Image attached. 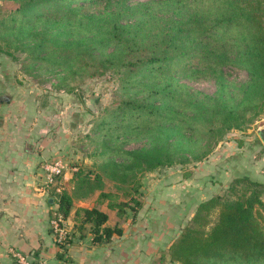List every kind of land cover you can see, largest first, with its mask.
<instances>
[{"label":"trees","instance_id":"16d2710c","mask_svg":"<svg viewBox=\"0 0 264 264\" xmlns=\"http://www.w3.org/2000/svg\"><path fill=\"white\" fill-rule=\"evenodd\" d=\"M14 1L17 7L0 27V50L22 48L31 66L49 60L50 69H84L92 77L118 75L124 88L140 85L139 91L157 95L153 102L122 98L114 109L115 116L128 119L118 127L142 122L151 126L156 133L151 145L123 151L128 162L107 159L104 173L93 177L78 167L71 193L70 186L59 193L54 187L48 191L65 218L73 197L103 189L105 176L118 184L132 182L129 197L137 206L129 204L135 215L142 206L140 174L188 161L186 155L178 159V145L190 152L195 164L203 161L230 131L247 128L264 112V0ZM180 71L213 78L215 90L196 95L184 89L182 94L176 82ZM231 71H245L246 76L228 79ZM164 80L171 84H160ZM107 162L117 167L113 174ZM240 184L245 191L238 196L216 194L198 204L167 248L172 262L264 264V189L247 176L235 177L228 189L237 190ZM102 198L109 199L119 216L125 213L127 200H119L117 191H101ZM78 211L83 222L92 223L94 242L123 232L105 226L108 215L97 207ZM213 211L217 215L211 221Z\"/></svg>","mask_w":264,"mask_h":264},{"label":"rangeland","instance_id":"374dc122","mask_svg":"<svg viewBox=\"0 0 264 264\" xmlns=\"http://www.w3.org/2000/svg\"><path fill=\"white\" fill-rule=\"evenodd\" d=\"M133 1L139 3L154 0ZM16 7L17 4L14 0H0V27L4 22L3 19ZM6 49H9L12 54L6 52ZM31 61L30 56L28 57L27 52L22 48L15 46L6 48L4 46V49L0 50V108L4 107L3 112L7 107L18 108L8 102L14 98L20 99L22 107L20 106L18 109L22 108L26 115H35L36 127L34 130L40 134L50 132L52 136H55L59 154L65 159L68 158L69 161H74L77 167L88 172L91 177L104 173L102 164H105L104 161L107 159L115 162H128L129 159L123 151L147 147L153 143L156 133L151 126L141 125L146 123L142 122L118 127L121 120L126 122L128 119L115 116L114 109L117 106L116 103L122 98L134 96L146 102H153L156 94L139 91L142 89L140 85L124 88L118 75L103 74L92 77L84 69L73 73L63 67L55 66L50 69L49 66L52 64L49 60L38 61L32 66L29 65ZM245 76V71H231L228 79L239 81ZM159 82L164 85L171 84L166 80ZM176 82L182 85L179 87L182 94L186 93L184 89L196 95H202L203 93H212L216 88L213 78L196 74L186 75L182 71L176 73ZM89 103H93L97 110H91L88 107ZM29 125L28 122L27 126ZM263 125L264 112L257 116L247 128L230 131L221 142L230 141L234 145L239 143L243 147L242 157L240 159L233 157L229 162L230 168L235 171L232 175L243 174L242 176L257 180L261 182V187L264 189V162H261V158H264V143L258 131ZM203 143L204 141L194 146V150L198 151ZM176 150L178 159H184V155H186L189 160L172 166L160 167L153 171H145L139 175L142 193L143 189L148 193L146 212L148 218L153 220L151 224L156 232L159 229L167 230L171 239L175 232H180L181 228L191 221L192 216L190 218L180 217L184 205L178 201L163 202L161 200L159 194L161 193L162 180H169L171 186L178 187L180 174L189 171L192 176L191 171L195 166V161L191 160V154L186 148L178 145ZM258 159L260 161L255 162ZM107 164V171L113 174L117 167L113 162H107ZM210 165L214 167V164ZM235 165H238L239 168L236 167V169H240V173L234 168ZM104 180L110 189H115L122 199L127 200L126 205L131 202L133 207L137 206V203L129 197L132 182L129 184L119 183L121 184L119 185V181L116 182L107 176ZM229 180L226 179L222 182L224 186L221 187L222 189L220 188V191L209 192V195L230 193L232 196H238L245 191L244 184L237 186V190L230 191L228 187L225 188V183ZM117 185H119L118 188ZM124 192L128 194H123ZM154 195L158 199L154 198ZM138 196L142 195L138 194ZM202 196H207V193ZM262 197L264 199V192ZM261 211L264 215V206ZM216 215L215 211L211 213V221L215 219ZM167 223H170L168 227ZM155 246H157L156 242ZM153 264L180 263L172 262L167 249L163 248L161 256L155 257Z\"/></svg>","mask_w":264,"mask_h":264},{"label":"crops","instance_id":"0c3cea01","mask_svg":"<svg viewBox=\"0 0 264 264\" xmlns=\"http://www.w3.org/2000/svg\"><path fill=\"white\" fill-rule=\"evenodd\" d=\"M20 102L14 98L8 103L19 108L22 107ZM18 108L7 107L5 112L4 107L0 108V264H18L13 250L33 260H45L47 264H153L179 231L172 239L167 230L155 231L153 220H149L146 213L148 193L144 189L140 197L142 206L135 215L131 206L126 205L125 213L119 216L117 209L109 206L108 198L100 199L101 191L116 192L108 187L106 180L103 189L73 197L72 209L65 218L70 229L69 240L64 245L55 241L51 219L57 203L50 192L42 190V165L60 155L57 139L50 132L37 133L35 115H26ZM242 148L239 143L221 142L207 159L195 164L193 175L189 174L191 178L184 172L180 174L178 187L171 186L169 180H162L161 200L178 201L184 205L180 217L190 218L201 201L215 195L209 192L220 191L224 186L222 182L230 179L225 183L227 188L235 177L243 175H232L235 171L229 164L231 158L242 157ZM258 161L260 159L255 160ZM236 170L240 173V169ZM72 189L73 185L68 188L70 193ZM205 193L207 196L203 197ZM153 197L158 199L156 195ZM119 200H123L121 196ZM92 207L107 213L105 226H118L123 232L113 234L107 241L94 242L92 223L83 222L84 216L78 211Z\"/></svg>","mask_w":264,"mask_h":264},{"label":"built area","instance_id":"2783aa9c","mask_svg":"<svg viewBox=\"0 0 264 264\" xmlns=\"http://www.w3.org/2000/svg\"><path fill=\"white\" fill-rule=\"evenodd\" d=\"M42 169L44 172L42 190L50 191L54 187V190L59 193L70 185L73 174L77 171L78 167L72 165L68 158L65 159L61 155H58L53 159L45 161ZM51 227L55 241L59 245L65 244L70 234V229L66 224L65 217L57 210L53 213ZM12 253L18 264H47L45 260H33L19 251L13 250Z\"/></svg>","mask_w":264,"mask_h":264},{"label":"water","instance_id":"95a60500","mask_svg":"<svg viewBox=\"0 0 264 264\" xmlns=\"http://www.w3.org/2000/svg\"><path fill=\"white\" fill-rule=\"evenodd\" d=\"M88 107L91 110H93V111H96L97 110L96 107H95V105L93 103H89L88 104ZM258 131H259L260 137H261V139H262V141L264 143V125L262 127H260V129Z\"/></svg>","mask_w":264,"mask_h":264}]
</instances>
